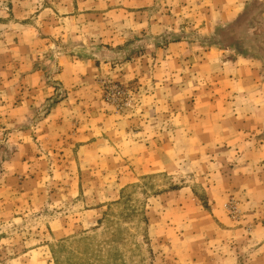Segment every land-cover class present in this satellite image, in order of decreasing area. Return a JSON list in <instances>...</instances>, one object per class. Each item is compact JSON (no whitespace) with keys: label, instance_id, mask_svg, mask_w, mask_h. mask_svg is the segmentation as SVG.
I'll return each mask as SVG.
<instances>
[{"label":"rangeland","instance_id":"1","mask_svg":"<svg viewBox=\"0 0 264 264\" xmlns=\"http://www.w3.org/2000/svg\"><path fill=\"white\" fill-rule=\"evenodd\" d=\"M0 264H264V0H0Z\"/></svg>","mask_w":264,"mask_h":264},{"label":"trees","instance_id":"2","mask_svg":"<svg viewBox=\"0 0 264 264\" xmlns=\"http://www.w3.org/2000/svg\"><path fill=\"white\" fill-rule=\"evenodd\" d=\"M204 207H205L206 209H208V206H207L206 204H204Z\"/></svg>","mask_w":264,"mask_h":264}]
</instances>
